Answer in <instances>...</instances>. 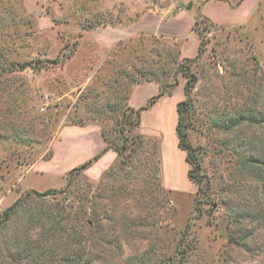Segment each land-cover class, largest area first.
Segmentation results:
<instances>
[{"label":"rangeland","instance_id":"374dc122","mask_svg":"<svg viewBox=\"0 0 264 264\" xmlns=\"http://www.w3.org/2000/svg\"><path fill=\"white\" fill-rule=\"evenodd\" d=\"M193 1L0 0V216L24 197L13 223L36 215L48 228L62 220L59 247L71 234L81 254V262L71 264L264 262V216H238V230L234 216H226L227 202L243 208L264 197L254 172L238 163L242 140L255 141L252 150L261 152L264 126L236 124L237 113L250 105L264 111V14L246 31L198 23L200 54L182 58L180 40L162 34L171 27L158 12ZM182 71L194 78L188 140L209 205L199 202L201 195L162 186L160 150L168 154L171 181L180 185L181 176L163 116L146 124L145 135L125 123L131 88L152 74L173 99L184 100ZM87 125L104 130L114 146L126 144L125 155L131 146L137 151L121 162L111 149L116 157L100 173L85 170L102 152L80 172L73 169L82 163L59 170L54 154L63 135ZM47 189L54 191L28 194ZM36 224L31 239L41 235ZM47 232L45 242L54 244L58 232ZM235 232L240 243L229 238ZM34 255L44 264L45 254ZM5 256L0 233V260Z\"/></svg>","mask_w":264,"mask_h":264},{"label":"trees","instance_id":"16d2710c","mask_svg":"<svg viewBox=\"0 0 264 264\" xmlns=\"http://www.w3.org/2000/svg\"><path fill=\"white\" fill-rule=\"evenodd\" d=\"M201 23L206 24L203 26V28L208 27V24L212 26L208 20L203 19ZM198 23H195V26ZM194 26V29H195ZM202 49V42L200 40L197 55L200 54V51ZM180 53V49H179ZM52 62H57V59L52 60ZM27 62H24L19 65L20 68L26 67ZM183 72V71H182ZM184 76L186 77V81L183 86L185 99L181 100L176 105V113H177V121L175 126V132L177 136V145L179 149L183 150L185 152V159L187 163L189 164V169L187 172V176L189 180H191L196 185V192L195 195H201V201L205 204H211L210 195L208 194L209 188L208 186L203 187V176L201 175V166L198 161V156L195 151V149L190 145V142L188 140V127H189V120L191 117V111L193 109L192 100L189 96L190 91L194 85V78L193 76H189L188 73L183 72ZM174 79V77L172 78ZM154 80L158 86L159 91L156 95L151 97L147 103L138 109H133L130 106H126V111L128 112L127 116L125 117V123L127 125H131L132 127H139L140 126V113L142 110L148 109L152 106V104L161 96L165 95H171L172 91L167 90L165 88L164 83L160 82L157 77H155L153 74L150 76H147L146 81ZM174 82L176 80L174 79ZM128 97V95H127ZM255 107V106H253ZM251 105L246 110H243L241 112L237 113V126L241 125L242 123H246L249 125H256V126H264V111L257 110L256 108H253ZM124 114V113H123ZM130 114H133V119L131 122V118L129 117ZM101 134L103 137V140L105 142V148L104 149H112L116 152L117 156L120 157L121 162L127 161L126 157L129 158L132 153H135L137 151L134 146H131L127 154L125 155L127 146L126 144H122L120 147L114 146L113 142L109 140L104 132V130H101ZM238 141H241V137ZM255 142V141H254ZM253 140H245V142L242 140L240 144H238L239 149H242V155L238 157V163L240 164V168L243 171L246 172H254L252 178L256 181L261 182V184L264 186V176L260 173L264 172V147L259 152V150H256L259 153H256L253 149ZM264 144V143H263ZM141 145V143H140ZM237 155L238 150H237ZM97 155L94 156L92 159L82 163L80 166L73 169L75 172H80L83 169L87 168L94 160L97 159ZM159 163V161H158ZM160 184V183H159ZM161 186V184H160ZM162 187V186H161ZM160 188V187H159ZM54 190L47 189L44 192H38V191H30L28 194H33L37 197H45L47 195H50L51 192ZM169 193V190H166ZM27 194V195H28ZM24 200V197H18L10 206L4 209L2 212V215L0 216V233L3 235V242L6 250V256L4 257V260H0V264H18L19 262H22L26 259L28 260V264H41V262H38L37 259L33 258V255L36 252V256H41L43 254L46 255V261H44V264H64L68 263L71 264L72 262H81V254L77 253V250L72 248V244L74 241L73 235L69 234L68 241L69 244L63 243V247H59L60 244V238H62L64 235V231L66 229L65 225H62V220L58 222H54L51 218V216H46V219H51L52 223L51 225L45 227L43 224V218L42 216L36 217L34 216H28L25 221L13 223L11 221L12 217L15 215V213L18 211V209L21 207L22 201ZM234 202H227L226 204V216H234L232 217V222L238 229H241L239 227V221L237 220L238 216H249L253 219H260V217L264 216V197L263 198H256L251 202V204H248V207L245 205L243 208H239L237 203ZM197 211H200L199 209L194 207ZM209 209H212L209 207ZM40 213V212H38ZM54 219V217H53ZM33 223H38L37 227L41 229V235L40 237H36V239H31L30 237V231L32 229ZM25 225V226H24ZM45 227V228H44ZM34 229V228H33ZM32 229V230H33ZM43 229V230H42ZM54 229L58 234H56L54 239V244H47L45 239H48L49 232L48 230ZM43 232V233H42ZM60 234V235H59ZM67 234V233H66ZM229 238L234 243H240L242 240V237H239L237 233H233L229 235ZM59 243V244H58ZM58 244V245H57ZM56 246L58 249H56ZM35 256V255H34ZM7 260V262H5ZM88 260V258H87ZM74 263V264H75ZM261 264H264L262 262Z\"/></svg>","mask_w":264,"mask_h":264},{"label":"crops","instance_id":"0c3cea01","mask_svg":"<svg viewBox=\"0 0 264 264\" xmlns=\"http://www.w3.org/2000/svg\"><path fill=\"white\" fill-rule=\"evenodd\" d=\"M187 5L183 8L169 7L171 8L169 14L167 13L169 8L166 10L161 9L158 12L160 14L159 21L168 22L171 27L162 34L165 37L180 40L179 49L182 58H192L197 54L200 39L194 29L196 22L201 23L203 19H206L213 25L226 28L237 27L246 31L261 21L260 13L264 14V0H194L189 9H187ZM158 91L159 86L153 81L135 84L130 90L128 104L133 109L141 108ZM178 102L179 99H173L172 94L159 97L151 107L141 111L139 131L145 135L146 124L151 120H155L156 122L159 116H163L164 124L170 123L169 127L173 132L172 138H170L172 156H175L181 164L179 169L181 174L179 176L180 185L171 181L169 174L171 165L168 164V154L166 150L162 152L160 150V177L162 186L170 192L177 189L194 195L196 185L187 176L190 166L185 159V152L179 149L177 145L175 126L177 121L176 105ZM158 128L160 127H156L153 130ZM64 136L62 147L54 154L59 163V170L83 163L92 156L102 152L99 159L85 170L87 172L94 171L95 173H100L116 157V154L111 149L104 151L105 142L101 131L95 125L72 128Z\"/></svg>","mask_w":264,"mask_h":264},{"label":"water","instance_id":"95a60500","mask_svg":"<svg viewBox=\"0 0 264 264\" xmlns=\"http://www.w3.org/2000/svg\"><path fill=\"white\" fill-rule=\"evenodd\" d=\"M190 7H191V4H188V5H187V9H189Z\"/></svg>","mask_w":264,"mask_h":264}]
</instances>
